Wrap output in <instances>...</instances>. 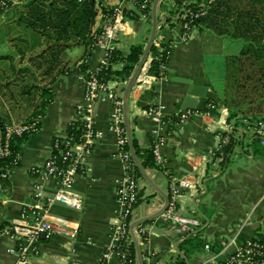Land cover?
Listing matches in <instances>:
<instances>
[{"label": "crops", "instance_id": "obj_1", "mask_svg": "<svg viewBox=\"0 0 264 264\" xmlns=\"http://www.w3.org/2000/svg\"><path fill=\"white\" fill-rule=\"evenodd\" d=\"M179 1L196 3L195 0ZM120 4L121 0H104L109 9ZM124 8L132 10L133 7L124 5ZM176 10L175 0H161L158 7L160 29L156 42L172 49L166 73L158 78L150 76L147 85H136L128 104L133 137L144 150L158 145L163 159L161 166L143 168L147 178L142 174L138 178L140 193L132 224L145 221L137 229L143 228L146 236H136L144 262L179 264L184 257L181 245L188 237L180 232L178 225L165 220L166 211L161 212L172 200L173 185L186 179L193 188L178 187V213L200 221L202 227L198 231H204L207 250L185 264H218L230 255L233 247L264 235V144L254 132L257 121L252 115H242L229 122L225 105L227 59L241 49L237 52L238 47L233 42L210 31L194 29L184 37ZM139 17L137 20L128 18L126 29L118 34L116 44L126 55L133 46L144 45L146 49L151 38L152 21ZM168 18L172 19L173 26L167 24ZM110 24L111 19L99 8L92 33L98 37ZM75 48L78 53L72 51ZM41 50L32 53L38 54ZM103 51L95 46L85 64L83 46L67 50L64 74L58 75L56 71L48 77L49 82L43 83L51 87L53 98L44 117L39 119L40 131L16 142L20 166L11 169L10 178L0 182V264H17L20 247L31 255L30 264H100L103 253L113 244L112 232L119 210L118 190L125 179V165L119 157V137L112 131L115 108L109 100L100 98L91 104L85 98L86 74L98 72L105 57ZM154 58V54L149 57L150 61ZM3 63L7 62L0 61V65ZM121 68L118 65L114 69ZM184 80L208 85L209 103L205 112L184 110L191 91ZM127 83L113 80L108 86L124 101ZM41 100L39 93L26 121L33 117ZM153 107L165 108L161 123L148 116V110ZM79 108L91 116L92 127L103 134L95 144L85 174L76 181L75 190L82 197V206L79 210L61 203L51 206L48 220L54 227V236L42 238L33 252L31 243L11 238L13 226L21 219L23 205H33L38 181L30 170L42 167L51 157L54 140L67 136L70 125L78 120ZM184 112H191L192 116L185 123L180 119L173 122ZM224 136L230 137L233 148L227 160L224 158L219 163L214 153L221 149ZM41 184L46 197H52L60 188L54 178ZM74 233L76 236H72ZM131 241L135 246L133 239ZM217 245L222 246L219 253L211 250ZM111 264L123 263L113 257Z\"/></svg>", "mask_w": 264, "mask_h": 264}, {"label": "trees", "instance_id": "obj_2", "mask_svg": "<svg viewBox=\"0 0 264 264\" xmlns=\"http://www.w3.org/2000/svg\"><path fill=\"white\" fill-rule=\"evenodd\" d=\"M18 1L16 4L13 0H3L0 2V11H5L13 5L20 4L19 13L15 9L13 10V7L10 8L14 11L10 18L13 23L7 25L12 31L5 38L11 36L10 40L12 43H15V47L16 42L24 44L20 51L14 48L17 58L20 59L19 61H22L23 58L25 59L26 56L30 55L29 62L34 68H31V66L26 68L19 67V61L16 65L14 62L15 58L12 55L1 54V52L0 61L10 63L15 74L18 71L21 74L30 73L33 75L34 72L32 70H38L41 74L36 76L37 80L43 77H52L56 71H58V75L64 74V56L67 50L75 46H83L85 48L84 59H89L91 51L95 48L97 38V35H94L92 31L96 24L99 8L103 10L109 19L113 16L116 9L107 8L104 5V0ZM154 1L148 0L147 8H142L141 1L127 4L133 8L132 10H127L123 7L125 16L133 20L139 19V16H146L152 21ZM250 4L251 6H248V9H240L237 0H217L210 6L205 16L195 19L190 23L192 31L194 29L210 31L217 37L227 38L231 42H238L242 45L238 54L227 59L228 93L225 105L229 110L230 123L246 114L252 115L255 121H264V0H254ZM175 5L177 8L176 12H180L183 7L182 2L175 0ZM189 8L195 12L198 10V7L194 5H190ZM171 22L172 19L168 18L167 24L173 26ZM21 28H26L40 34L42 39L34 47H30ZM4 39L3 41H5ZM4 46L9 47L10 44H5ZM40 48L42 49L40 53H32ZM171 52L172 49L166 45H161V48H158L154 44L151 54H157V57L152 61L149 70L150 76L158 78L166 73L165 66L169 62ZM144 53V45L133 46L127 55L116 48L107 57V65L100 67V70L96 74L97 79L103 84H108L113 80L128 82ZM118 65H121L122 68L115 70V66ZM244 67H247L249 70L247 75L244 73ZM239 74H242L243 78H245L244 83L240 82L238 78ZM33 87L41 89L40 95L42 100L40 105L34 110L33 117L29 118L30 121L43 118L53 98L51 87H39V85ZM240 89L247 90V94L244 96L238 95V90ZM178 121L179 118L173 120L176 123ZM123 128L126 130L125 125H123ZM83 130V119L74 121L68 129L67 136L73 138L74 141H78ZM19 139L14 140L13 148L15 154L8 161V165L12 168L20 166V159H16L18 154L16 142ZM133 145L137 158L144 169L157 167L153 153L154 149H142L135 137H133ZM232 148L233 145L230 142L220 149L226 160ZM124 150L131 154L129 142L125 145ZM134 167L137 178L141 177L137 166L134 165ZM203 234L204 231H198L194 238H188L183 242L181 251H184V257L179 260V264H185L194 254L203 253L207 250ZM256 239L263 242L264 235H259ZM211 250L219 253L222 250V246L211 247ZM128 254L138 264L137 250L133 244L128 247Z\"/></svg>", "mask_w": 264, "mask_h": 264}, {"label": "built area", "instance_id": "obj_3", "mask_svg": "<svg viewBox=\"0 0 264 264\" xmlns=\"http://www.w3.org/2000/svg\"><path fill=\"white\" fill-rule=\"evenodd\" d=\"M142 3V8L148 7V0H121V4L114 11L111 24L104 28L102 35L96 38L95 46L101 47L105 51V57L101 66L107 65V57L110 53L118 48V34L126 29L128 18L123 11L124 5L136 2ZM195 4H187L182 2V9L176 12V18L182 25L184 37L191 34L190 23L195 19H199L208 13V9L217 0H195ZM5 5V3H4ZM190 5L198 7L195 12ZM146 17V16H144ZM156 47L161 45L155 42ZM157 57V54H154ZM88 59L84 60L86 64ZM152 61L147 66L145 73L140 78L141 85L150 83L151 77L149 70ZM100 66V67H101ZM100 70V68H99ZM98 70V71H99ZM96 73H87L85 85L86 101L93 104L98 99L103 98L112 102L115 108L112 131L118 135L119 157L125 165V179L120 184L118 190V219L113 228L112 240L113 244L102 255L100 264H111L113 257L119 258L123 264H136L128 254V247L132 243L131 225L132 216L139 199V181L135 173L134 161L132 155L124 150L125 145L129 142L127 132L123 128L124 125V101L115 90L110 89L108 84L100 83L96 77ZM214 107H210L213 110ZM164 107H153L148 110V116L152 117L157 123L162 122V114ZM78 120L83 119L84 130L78 141L65 136L56 138L52 146V155L44 163L42 167H35L30 170V174L38 181L34 187L33 205H23L21 219L13 226L11 238L18 242L27 241L35 246L42 238L51 239L54 236V227L48 220L49 209L56 203H61L73 209H81L82 197L75 190L76 181L79 176L85 174L90 157L93 154L96 142L103 136L102 132L96 131L91 124V116L87 115L82 108L77 110ZM210 115V112H207ZM192 116L191 112H184L180 115V122L185 123ZM77 120V121H78ZM40 131V120L24 121V122H4L0 120V182L10 178V170L13 169L8 165V161L14 157L13 142L17 138H23ZM255 134L263 140L264 144V121H257L254 128ZM230 143V137L224 136L222 146ZM156 163L158 166L163 165V159L159 153L158 145L153 150ZM215 154L216 162H222L224 154L219 150ZM214 156V155H213ZM16 159H20L17 154ZM57 179L60 183L58 192L52 197H46L44 187L41 184L47 179ZM178 185V184H177ZM173 185L171 189L172 200L164 214V218L168 222L178 225L179 230L186 237L192 238L202 227L197 219L179 215L177 197L178 187L183 189H191L193 185L190 181L183 179L177 186ZM1 233V232H0ZM137 237H145L146 231L139 228L135 231ZM76 236V233L72 234ZM14 252V250H12ZM19 261L17 264H30L31 255L25 248L20 247L18 250ZM223 259V258H222ZM146 264H153L147 261ZM218 264H264V241L251 240L239 246Z\"/></svg>", "mask_w": 264, "mask_h": 264}, {"label": "rangeland", "instance_id": "obj_4", "mask_svg": "<svg viewBox=\"0 0 264 264\" xmlns=\"http://www.w3.org/2000/svg\"><path fill=\"white\" fill-rule=\"evenodd\" d=\"M3 0H0V2ZM15 4L19 2L18 0H13ZM252 0H237L238 6L240 9L247 8L251 6L250 3H253ZM20 5V4H19ZM13 5V10L19 13L20 6ZM15 7V8H14ZM10 8L6 9L5 11H0V52L1 54H8L12 55L15 58V64L20 60L17 58V54L15 53V49L23 48L24 44L16 42L12 43L10 40L12 37L5 38L10 34L12 29L8 26L9 24L13 23L10 18L11 14L14 12ZM248 9V8H247ZM16 12V13H17ZM8 24V25H7ZM24 33L25 39L28 40V44L30 47H34L41 39V35L38 33L33 32L32 30L21 28ZM5 38V39H4ZM3 39L5 41H3ZM223 40L230 42L231 40L224 38ZM5 44H10L9 47L4 46ZM233 45L238 47L237 52L242 48V45L238 42H233ZM13 48V49H12ZM15 48V49H14ZM222 48V47H221ZM234 50V48H232ZM14 50V51H13ZM75 53H78L77 48L72 50ZM30 55L26 56V58L22 61H19V67L26 68L31 66L34 68L32 64L29 62ZM17 65V64H16ZM247 65V64H245ZM245 74L249 71L247 67H244ZM34 74L25 73L21 74L16 71V74L13 72V68L10 63L1 64L0 65V119L9 121V122H22L26 121L28 115L31 113L32 108L34 107L35 101L38 98V94L41 93V89L37 87H33L35 85H41V87L48 86L43 85V83L49 82L50 78L44 77L42 81L37 80V75L41 74L38 70H32ZM36 77V79H35ZM241 83H244L245 78H243L242 74L238 76ZM247 90L240 89L238 90V95L244 96L247 94ZM238 152V150H237ZM243 158V157H242ZM244 159V158H243ZM202 255H204L202 253ZM200 254H194L190 260H192L196 256H202Z\"/></svg>", "mask_w": 264, "mask_h": 264}, {"label": "water", "instance_id": "obj_5", "mask_svg": "<svg viewBox=\"0 0 264 264\" xmlns=\"http://www.w3.org/2000/svg\"><path fill=\"white\" fill-rule=\"evenodd\" d=\"M161 3V0H155L154 4H153V31H152V35L151 38L148 42L147 48L145 49V53L139 63V65L137 66L135 72L133 73L132 77L129 79L126 88H125V93H124V124L126 126L127 129V136H128V140H129V145L131 147V155L133 158V161L135 163V165L137 166V168L139 169L140 173L142 174V176L144 178L146 177L145 171L143 169V167L141 166L137 155L135 153L134 150V145H133V137H132V132L130 130V125H129V113H128V104H129V100H130V95L134 89V87L136 85H138L140 83V78L142 77V75L145 73V70L147 68V66H149V64L151 63L149 57L152 53V48L157 40V36H158V32L160 29V25H159V15H158V7ZM105 51L102 52V55L104 56ZM185 84L189 85L191 87V91L189 93V96L186 99V103L184 106V110H194V111H198V112H205L207 109V105L209 103V100L207 98V93H208V85H205L202 82H193V81H187L184 80L183 81ZM193 97H195L196 99H194ZM168 207V205H167ZM167 207L164 208V210L161 212V214H163ZM145 221H139L136 222L134 224L131 225V235H132V239L134 241L136 250H137V257H138V264H144V260H143V253L141 251L140 246L138 245L137 241H136V234L135 231L136 229L141 226ZM185 235V234H183ZM235 249V247H233L231 250H229V253L231 254L232 251Z\"/></svg>", "mask_w": 264, "mask_h": 264}]
</instances>
